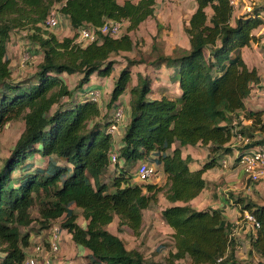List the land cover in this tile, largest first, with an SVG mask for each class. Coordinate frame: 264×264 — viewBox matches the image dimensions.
Returning <instances> with one entry per match:
<instances>
[{
	"label": "trees",
	"instance_id": "1",
	"mask_svg": "<svg viewBox=\"0 0 264 264\" xmlns=\"http://www.w3.org/2000/svg\"><path fill=\"white\" fill-rule=\"evenodd\" d=\"M57 4L70 21L72 36L59 38L44 25ZM155 4L156 0H0V130L10 121L25 122L0 168L1 264H24L32 235L52 229L56 222L85 249L87 264H253L255 258L264 264V204L238 196V222L223 208L197 209L190 204L208 186L206 171L223 167L237 151L232 165L236 168L244 155L264 146V109L250 110L246 104L262 77L242 53L244 47L262 41L255 30L264 25V5L236 15L233 0H196L184 27L189 48L159 52L148 64L143 57L130 56L126 64H119L117 56L136 48L130 32L156 16ZM108 19L127 21V32L79 42L83 28L100 27ZM17 31H26L30 55L36 51L42 57L34 74L21 79L14 78L8 55ZM139 64L147 65V73H137L130 91V120L113 162L116 142L109 129L116 120L109 112L129 88ZM163 67L174 70L171 79L178 83L180 96H153L154 79ZM94 74L113 82L105 114L80 93ZM64 75L77 76L78 88H72ZM236 137L244 145L233 146ZM188 145L209 152L198 169H191V156L183 157ZM34 155L46 158V164L28 163ZM140 161L153 166L155 173L162 171L166 180H139L134 167ZM161 194L171 205L158 212ZM78 209L86 227L78 223ZM245 212L256 218L258 228L242 223ZM146 213L173 230L171 245L157 248L158 254L168 249L160 261L129 249L109 230L118 217V232L128 228L140 236ZM241 227L250 241L246 260L237 255L241 241L236 231Z\"/></svg>",
	"mask_w": 264,
	"mask_h": 264
},
{
	"label": "rangeland",
	"instance_id": "2",
	"mask_svg": "<svg viewBox=\"0 0 264 264\" xmlns=\"http://www.w3.org/2000/svg\"><path fill=\"white\" fill-rule=\"evenodd\" d=\"M119 1L123 3L125 0ZM132 1L137 2L138 0ZM235 2L237 4L236 15L244 14L245 12L250 11L254 5H264V0H235ZM196 6V0H156V16L149 17L139 26L137 30L130 32L133 40L136 42V48L132 52L123 53L117 56L116 59H118V63H122L123 65L126 64L125 57L130 56L133 58L143 57L148 64L150 61H153L157 57V54L159 52L170 54L178 47L185 48V46L188 45L189 40L187 34L184 31V27L188 23L191 14L196 9ZM63 19L64 18H62V20ZM128 25L129 23L124 27L123 33L127 32ZM50 30L56 33L59 38H63L65 36H72L74 34L71 25L66 21L62 22V24H60V26H58L57 28ZM255 33L263 37L262 41L260 44L254 43L251 47H248L249 49L246 50V57L247 61L258 66L262 76V83L258 87V89L253 92V95L250 96L251 102L248 106L251 108H256L264 105V48L262 47V45H264V25L256 29ZM18 41L19 40L16 38L15 43H13V45H16L18 50H20L21 52L20 56L23 57V55L27 52L25 46L28 41L25 36V42L23 41L19 43ZM13 58H16L15 55ZM147 69L148 68L146 64H139L133 68V78L129 85L127 94H129L132 87L137 84V73L141 71L145 74L147 73ZM163 72V79H165V81H168L169 72L165 69L163 70ZM67 81L72 88H78L79 79L77 76H68ZM163 81L164 80H162L160 83H154L158 86L164 84ZM102 85H104L105 89V94H103L105 95V98L103 100L104 102H106L110 99L111 92L113 89V82L112 80H107V82H105L104 84L102 83ZM103 92L104 91H102V93ZM100 100H102V97ZM118 106L122 105L117 103L109 113L115 116V112ZM24 128V120L19 119L8 122L0 130V168L5 158H7L10 152L14 149ZM233 145L242 146L244 145V143L240 140L239 137H236L235 139H233ZM199 150L200 153H202L203 150ZM237 155L238 152H235L232 158H227L228 167H223V171L220 170V172L222 173L226 172V178H222L223 180H221V177H219L215 181L216 184L214 183L211 186L210 198L207 200H205L204 198L203 202L199 205V207L206 208L208 206L216 205L215 203L218 200V191L219 188H221L223 196H225L226 199H228L229 201L228 206L231 209L229 213L233 215V218L234 216H236L237 220H240L239 209L238 207L235 208L236 198L241 195H246L252 197L257 202L264 204V178L256 183L248 181L246 173L241 165L236 168H233L232 166ZM46 160V158H43L40 155H34L30 157L27 162L34 163L35 166H42L46 164ZM138 164L139 162L134 167V170L137 169ZM20 172L21 171L18 170L15 175L19 176ZM160 175V172H154L151 179ZM208 176L212 178H217V174L215 171L209 173ZM230 179L231 181H229ZM250 186H252V188ZM213 195L215 196V198H213ZM33 215H38L36 207L33 209ZM80 221L85 224L82 215L80 216ZM59 224L60 222H56L54 225L59 226ZM36 227L37 226H35V228ZM110 228L114 233L121 236V238L126 242L128 248L141 249L145 254L146 258L149 260L160 261L161 258L168 253V249L163 250V252L160 254L157 253V248L159 245L169 244L167 239H169L170 234L162 228H159L157 231H154L153 234L145 233L144 235L142 234V236H137L131 231L120 233L117 230L116 223H113V225L109 226V229ZM32 236V244L30 246V249L28 250L31 253H33V249L38 243L48 242L51 236V229L40 231L38 234L34 233ZM239 238L241 241V245L238 249L237 255L240 259L246 260L250 245V241L248 239L249 237ZM2 255L3 253L0 252V256ZM62 255H64L62 257H65V260L67 261L66 264H87L86 260L82 256V253L80 252V249L71 239H69L68 243H65V245H63ZM179 264L187 263L186 261H182ZM253 264H261L260 259L255 258L253 260Z\"/></svg>",
	"mask_w": 264,
	"mask_h": 264
},
{
	"label": "crops",
	"instance_id": "3",
	"mask_svg": "<svg viewBox=\"0 0 264 264\" xmlns=\"http://www.w3.org/2000/svg\"><path fill=\"white\" fill-rule=\"evenodd\" d=\"M64 21L68 22L70 24V21L68 19V17L66 15H64ZM63 21V22H64ZM62 24V23H61ZM15 34V35H14ZM26 35V31H21V32H15L12 34L11 36V40H10V43H9V46H8V55L11 59V66L13 68V72H14V78L15 79H21L25 76H30V75H33L34 72H35V67L34 65L38 64L42 57L41 55L39 54H36L35 51H34V55L31 56V59L27 62L26 65H23L22 64V57L20 56L21 52L20 50H18V48L16 47V45H13V43H15V39L17 38L19 41V43L23 42L24 41V36ZM25 42V41H24ZM28 44V42H27ZM26 44V51H28V49L30 48L29 45ZM258 44V43H257ZM190 47V44L188 43L187 46H185V48H189ZM248 47H251V46H247V47H244L242 49V53H243V56H244V59L245 61L247 62V64L249 65V67L253 68V67H256L259 71V74L261 76V72L258 68L257 65L255 64H252L250 63L249 61H247V57H246V50L249 49ZM15 49V50H14ZM19 54V55H18ZM15 55V59L13 58ZM166 70L169 72V78H168V81L165 79H163V76H164V72L163 70ZM174 73V70L173 69H170V68H161L160 70V73L159 75L157 76V79H154V82H158L160 83L162 80L164 84L162 85H155V83H153V88H154V94L153 96L154 97H159L161 95V93H170L172 94L174 97H178L180 96V89H179V86H178V83H176L175 81H173L171 79V77H173ZM173 75V76H172ZM67 75H64L63 77L66 79L68 77H66ZM162 77V78H161ZM262 77V76H261ZM107 80H111L109 77H101L97 74H94L91 78V82L90 84H87L85 85L82 90H80V93H85V91H87V87L88 89H96V90H99L101 91H104L102 93V100L98 103L103 114L107 113L109 111L108 107H107V104L109 101H106L104 102V98H105V89H104V85H102V83L104 84L105 82H107ZM259 86L255 87L251 93V96L253 95V92L258 89ZM128 91V89H127ZM127 91L121 96V98L119 99V102L118 104L122 105L124 108H125V113H126V116H125V120L124 122L120 125V129H119V132L117 134H115V142H116V148H118V146L120 145L121 143V138H122V134L124 133L125 129H126V126L130 120V101H131V92L129 94H127ZM251 102V99L250 97L247 99L246 101V104H247V108L250 109V110H258V109H264V105L260 106V107H256V108H251L249 107V103ZM112 110V109H110ZM244 123L248 124L250 123V121H247L245 120ZM233 145V144H232ZM234 146V145H233ZM199 149H202V153H200V150ZM237 152V151H236ZM208 150L204 147H201L200 145H197V146H192V145H188L186 147H184L183 149V157H186V156H191L192 159H193V162L190 164V167L191 169L195 170V169H198L200 168L203 163L206 161V159L208 158ZM234 156V155H233ZM233 156H229V158H232ZM224 170L223 167H217V168H213V169H210L208 171L205 172L204 174V178L206 179L207 181V188H205L203 190V192L198 196L196 197L195 199H193L190 204L197 208V209H204V207H199V205L203 202L204 198L205 200L209 199L210 198V193H211V186L215 183L216 184V180L221 177V180H223L225 177V174L226 172H220ZM215 171L216 174H217V178H212L209 175V173ZM161 175L160 176H156L152 179H149V181H152V182H157V183H162L166 180V176L164 175V173L162 171H160ZM228 177V176H227ZM223 178V179H222ZM238 178V177H237ZM231 181V179L229 180ZM252 188V186H250ZM255 187V186H254ZM232 188V187H231ZM216 195V194H215ZM228 197V196H227ZM213 198H215V196L213 195ZM225 199L226 197L223 196L222 194V191H221V188H219V191H218V200L216 201V205L212 206V207H215V208H223L224 211H225V215L232 221H235V222H238L236 216H234V218L232 217L233 215H231V213H229L231 211L230 207L228 206L229 205V201H226L225 202ZM171 205V203H169V201L165 198V196L163 194H161L159 196V203H158V207H157V211L159 212L160 210H162L163 208L167 207ZM156 207V206H155ZM210 207V206H208ZM207 208V207H206ZM78 212L79 214L81 213V209H78ZM81 216V214H80ZM80 216L78 218V223L83 226V227H86L87 225V221L84 219L85 221V224H83L81 221H80ZM119 222V219L118 217H115L114 221L109 225H113V223H116L118 224ZM148 224V225H147ZM147 225V226H146ZM146 226V228H145ZM164 229L166 232H169V239L168 242H169V245H171V234H172V228H170L169 226H166L165 224L162 223V221L157 217H152L150 216L148 213H146L145 215V223H144V229L142 231V234L144 235L145 233H148V234H153L154 231H157L158 229ZM111 232H113L111 230V228L109 229ZM128 231H131L132 233H134L132 230L126 228L124 232H128ZM124 232H120V233H124ZM114 233V232H113ZM156 233V232H155ZM116 234V233H114ZM141 234V236H142ZM237 235L238 237H246L247 234L246 232H243L242 231V227L239 228L237 230ZM61 237H62V247H61V251L59 253V256H60V260L63 262V264H66L67 261L65 260V257L63 258L62 256V253H63V245H65V243H68L69 242V239H72V235L65 229H62L61 230ZM121 237V236H120ZM64 239V240H63ZM64 241V242H63ZM74 242V241H73ZM75 243V242H74ZM126 243V242H125ZM76 244V243H75ZM77 245V244H76ZM127 245V244H126ZM163 245V244H162ZM78 246V245H77ZM160 246V245H159ZM128 247V246H127ZM250 247V245H249ZM78 248L80 249V252L82 253V256L83 254L85 253V249L82 247V246H78ZM129 249H133V248H129ZM139 249V248H138ZM141 250V249H140Z\"/></svg>",
	"mask_w": 264,
	"mask_h": 264
},
{
	"label": "built area",
	"instance_id": "4",
	"mask_svg": "<svg viewBox=\"0 0 264 264\" xmlns=\"http://www.w3.org/2000/svg\"><path fill=\"white\" fill-rule=\"evenodd\" d=\"M235 6L237 5L235 0H233ZM62 4L54 5L50 14L44 21V25L47 29H54L60 26L63 22L64 14L60 12V7ZM128 24L127 21L108 19L100 27H86L83 28L80 32L79 42L88 44L90 42L96 41L99 39V36L110 35L112 37H118L124 27ZM31 59L30 53L27 51L22 57V64L26 65L27 62ZM85 91L87 97L91 100L99 103L102 97V93L96 89H88ZM125 108L123 106H118L115 112L116 124L110 127V131L115 135L119 132L120 125L125 120ZM240 138V137H239ZM118 150L114 149L111 159L113 162L117 161ZM240 165L244 169L247 179L253 183H256L264 178V146L255 147L249 154H246L242 157ZM223 167H228V161L225 159L223 161ZM155 169L149 163L145 161H140L137 166V177L141 181H147L151 179L154 174ZM250 189V187H249ZM243 222L249 223L253 229L259 227V223L256 218L251 215L249 212H245ZM61 230L59 226H53L51 229V236L47 244L45 242H40L35 245L33 253L29 252L24 264H63L60 260L59 253L62 247V237ZM238 230V229H237ZM237 233V231H236ZM1 264V263H0Z\"/></svg>",
	"mask_w": 264,
	"mask_h": 264
}]
</instances>
